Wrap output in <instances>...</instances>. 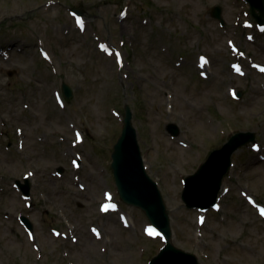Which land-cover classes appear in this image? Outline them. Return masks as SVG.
<instances>
[{
  "label": "rangeland",
  "instance_id": "rangeland-1",
  "mask_svg": "<svg viewBox=\"0 0 264 264\" xmlns=\"http://www.w3.org/2000/svg\"><path fill=\"white\" fill-rule=\"evenodd\" d=\"M216 5L224 27L211 17ZM78 6L83 29L69 10ZM247 11L240 0H0V51L8 53H0V264H147L157 255L163 241L144 237L149 220L120 200L110 168L125 105L173 245L199 264H264V219L241 195L264 204V75L253 65H264V33L245 26L255 24ZM198 55L211 62L208 80L199 78ZM235 62L244 77L234 74ZM238 91L242 97L233 98ZM169 123L179 136L166 131ZM238 132L256 133L261 151L235 153L221 211L207 213L200 227L203 215L181 200L182 179ZM27 176L30 202L14 188ZM103 188L119 212L99 213ZM123 213L133 218L130 228L120 225ZM71 231L77 243L62 238Z\"/></svg>",
  "mask_w": 264,
  "mask_h": 264
},
{
  "label": "water",
  "instance_id": "water-1",
  "mask_svg": "<svg viewBox=\"0 0 264 264\" xmlns=\"http://www.w3.org/2000/svg\"><path fill=\"white\" fill-rule=\"evenodd\" d=\"M251 4L254 17L264 23V0H247ZM259 10L261 15L256 14ZM81 14L82 10L77 9ZM221 10L216 8L213 16L220 18ZM69 96V90L65 87ZM131 112L127 108L126 126L122 137L114 148L112 155L116 182L122 198L133 205L142 207L153 224L170 237L169 220L156 184L147 176L137 141V132L132 126ZM168 130L174 135L179 130L169 125ZM255 139L254 134H238L222 150L214 151L207 162L194 176L186 179L184 201L189 207H210L216 202L224 175L229 171L231 155L242 145ZM29 194V185L22 187ZM28 226L31 227L29 222ZM153 264H197L195 257L174 249L169 245Z\"/></svg>",
  "mask_w": 264,
  "mask_h": 264
},
{
  "label": "snow or ice",
  "instance_id": "snow-or-ice-1",
  "mask_svg": "<svg viewBox=\"0 0 264 264\" xmlns=\"http://www.w3.org/2000/svg\"><path fill=\"white\" fill-rule=\"evenodd\" d=\"M82 23V22H81ZM237 71H239V68L237 67ZM114 207V206H112ZM105 211H107V206L105 207ZM261 214H264V210H261ZM150 233L153 232L154 230L149 229Z\"/></svg>",
  "mask_w": 264,
  "mask_h": 264
},
{
  "label": "bare ground",
  "instance_id": "bare-ground-1",
  "mask_svg": "<svg viewBox=\"0 0 264 264\" xmlns=\"http://www.w3.org/2000/svg\"><path fill=\"white\" fill-rule=\"evenodd\" d=\"M195 123H197V120H195ZM205 125L211 126V122L210 121H205Z\"/></svg>",
  "mask_w": 264,
  "mask_h": 264
}]
</instances>
